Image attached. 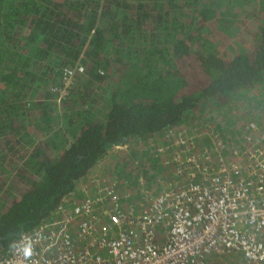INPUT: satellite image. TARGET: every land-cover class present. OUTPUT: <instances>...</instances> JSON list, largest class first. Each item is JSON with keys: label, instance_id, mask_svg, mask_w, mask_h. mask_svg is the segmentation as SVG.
Returning <instances> with one entry per match:
<instances>
[{"label": "trees", "instance_id": "trees-1", "mask_svg": "<svg viewBox=\"0 0 264 264\" xmlns=\"http://www.w3.org/2000/svg\"><path fill=\"white\" fill-rule=\"evenodd\" d=\"M76 63L69 95L44 97ZM245 94L238 140L264 116V0H0V247L51 217L110 148L128 144L124 158ZM140 152L124 164L136 180L124 175L152 191L168 169Z\"/></svg>", "mask_w": 264, "mask_h": 264}, {"label": "built area", "instance_id": "built-area-1", "mask_svg": "<svg viewBox=\"0 0 264 264\" xmlns=\"http://www.w3.org/2000/svg\"><path fill=\"white\" fill-rule=\"evenodd\" d=\"M82 71L61 69L49 88L57 102ZM178 126L139 143L168 169L153 191L142 186L132 199L125 175L88 173L51 217L0 247V264H210L208 254L225 251L264 264V123L249 122L251 135L235 145L213 129Z\"/></svg>", "mask_w": 264, "mask_h": 264}, {"label": "rangeland", "instance_id": "rangeland-1", "mask_svg": "<svg viewBox=\"0 0 264 264\" xmlns=\"http://www.w3.org/2000/svg\"><path fill=\"white\" fill-rule=\"evenodd\" d=\"M221 51L226 52V51H228V49L226 47L225 49H222ZM51 82H53V81H50L49 83L51 84ZM43 96L47 97V99L51 98L48 86H46V88L43 90ZM246 103L251 104L252 99L249 98V96L246 94L243 95V98H241L239 95V96L235 97L232 101H230L226 104H221L218 108H214V109L206 108L207 110L204 111L207 114L205 116V118H203V119L200 118V120H198V119L196 120L194 118L187 124L198 125L195 127H201L203 129H206V130H209V129L216 130L217 129L218 131L223 133V137L226 139V142H228L231 145H235L236 139H235V136L233 134L234 132H230V129L232 128L231 122H232L233 118L234 119H239V118L242 119L239 116V111H240L239 109L240 108L245 109ZM262 111H264V109H262ZM254 122H256L260 125L263 124L264 123V116L257 119ZM177 127H180V126H177ZM190 127H194V126H190ZM152 139L156 143L159 142V138L153 137ZM160 139H161V137H160ZM143 142H142V144H143ZM126 145H128V144H126ZM134 145H136V148L132 147V149L135 148V150L127 151L126 152L127 155L124 156V158H123L122 152L126 149V147H124L122 145L119 148H110L107 151V153H105V155L96 163V165L92 168L90 173L98 174L102 178L113 177L115 179L123 178V175L126 174L128 176L129 180L133 179L135 181L136 177L133 176V172L131 171V167L129 165L124 166V164L129 157L130 158L132 156L134 157V156H136V154L141 155V152H140L141 150L143 152L142 154L146 155L147 149H143V147L140 144H134ZM128 179H127L128 185L126 187L130 191L131 198L137 200L139 198L138 192L140 190V187L145 186V183H144V181L141 180V177H140V181H139L138 185L136 186L135 183L134 184H131V182L129 183ZM137 179H139V177ZM157 181H158L157 179H154L152 182H150V188L152 191L154 190L155 183ZM146 186H147V184H146ZM136 193L138 194V196H136V197L132 196V194L135 195ZM206 261H207V263H210V264H240L239 254L235 253V252H229V251H225L224 253H222L220 255L210 253L206 256Z\"/></svg>", "mask_w": 264, "mask_h": 264}, {"label": "clouds", "instance_id": "clouds-1", "mask_svg": "<svg viewBox=\"0 0 264 264\" xmlns=\"http://www.w3.org/2000/svg\"><path fill=\"white\" fill-rule=\"evenodd\" d=\"M23 251H24L25 257H29V256L32 255V250H31V247L30 246L25 247Z\"/></svg>", "mask_w": 264, "mask_h": 264}]
</instances>
